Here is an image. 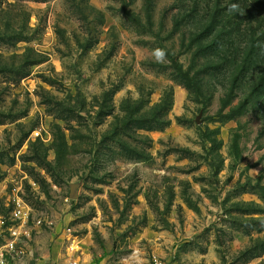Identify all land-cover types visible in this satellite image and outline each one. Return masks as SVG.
Here are the masks:
<instances>
[{"label":"rangeland","instance_id":"374dc122","mask_svg":"<svg viewBox=\"0 0 264 264\" xmlns=\"http://www.w3.org/2000/svg\"><path fill=\"white\" fill-rule=\"evenodd\" d=\"M263 79L264 0H0V250L264 264Z\"/></svg>","mask_w":264,"mask_h":264},{"label":"trees","instance_id":"16d2710c","mask_svg":"<svg viewBox=\"0 0 264 264\" xmlns=\"http://www.w3.org/2000/svg\"><path fill=\"white\" fill-rule=\"evenodd\" d=\"M220 27V53H222V57H220V59L226 61L227 57L231 54V55H235L237 54V47L234 48V46L231 48V44H232V39L230 38L229 41L227 39L229 33H233V30H231L229 33H226V30L224 29V25H219ZM215 31H218V27L215 29ZM259 42V41H258ZM256 38L254 40V46H253V52L249 53L246 52L245 57L242 59V63L238 66V70L240 72V74L244 73H250L252 70V67L254 66V63H252V61L254 60L252 55L256 56H261V54H258L256 52L257 50V44H258ZM260 48V47H259ZM258 48V49H259ZM209 51V49L203 50V53H207ZM216 51V52H215ZM213 55H215L216 57L217 54L219 53V50H215ZM251 54V55H250ZM240 55V54H239ZM257 59V58H255ZM246 74V75H248ZM241 86L240 80L236 79L235 82V90L239 89V87ZM242 101V111L245 110H254V109H260L262 110L264 107V79L262 81H260L250 92L249 94L246 95V97L244 98V100Z\"/></svg>","mask_w":264,"mask_h":264},{"label":"built area","instance_id":"2783aa9c","mask_svg":"<svg viewBox=\"0 0 264 264\" xmlns=\"http://www.w3.org/2000/svg\"><path fill=\"white\" fill-rule=\"evenodd\" d=\"M15 204H16L17 210H16L14 216L17 218H23L24 216H26L27 212L24 209V203L21 200H19V201H16ZM40 223L41 222H39V224ZM6 254L10 255V252L6 251V253H5L2 250H0V264H13L8 260V258L6 257ZM67 264H80V263L77 261H69Z\"/></svg>","mask_w":264,"mask_h":264}]
</instances>
